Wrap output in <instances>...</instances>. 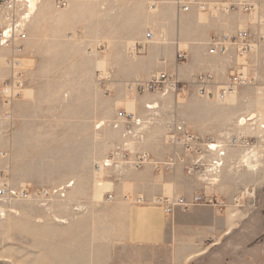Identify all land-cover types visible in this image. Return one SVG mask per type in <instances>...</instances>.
Masks as SVG:
<instances>
[{"label":"rangeland","instance_id":"1","mask_svg":"<svg viewBox=\"0 0 264 264\" xmlns=\"http://www.w3.org/2000/svg\"><path fill=\"white\" fill-rule=\"evenodd\" d=\"M192 10L235 16L227 21L259 38L246 55L235 51L232 72L248 83L233 97L217 93L230 75L215 83L212 95L200 96L193 77L179 73L185 52L176 70L167 71L181 89L136 88L158 72L149 59L152 42L185 49L176 26L184 13L175 0H71L63 8L39 0L21 49L0 46V187L29 194L0 198V264H133L140 252L125 240L126 214L128 203L137 201L127 199L125 182L138 170L102 166L109 154L128 148L163 160L170 154L167 135L178 123L198 134L215 123L236 136L264 139V10ZM147 31L154 34L150 42ZM139 43L145 44L141 51L134 48ZM11 76L21 87L8 98L2 88ZM119 111L141 124L117 119Z\"/></svg>","mask_w":264,"mask_h":264},{"label":"crops","instance_id":"2","mask_svg":"<svg viewBox=\"0 0 264 264\" xmlns=\"http://www.w3.org/2000/svg\"><path fill=\"white\" fill-rule=\"evenodd\" d=\"M233 17L200 16L194 10L180 16L176 26L187 62L179 73L186 80L202 73L210 77L214 86L235 69L234 47L230 45L224 53L211 54L207 45L210 36L239 29L238 21H227ZM166 37L172 39L171 30ZM177 50L172 42L164 46L152 42L148 48L152 70L175 71ZM203 131L201 136L223 144L233 135L242 136L222 131L215 123L211 130ZM251 143V151L256 150L249 156L251 151L245 152L243 146H225L223 165L213 184L196 171L187 170L193 162L192 154L171 145L167 147L168 153L175 152L184 164L162 172L145 167L126 179L131 192L127 199L138 195L144 198L143 203L129 202L127 207L125 240L140 252L134 255L133 264H142L147 256L149 260L143 264H264V139L256 137ZM195 194L214 197L220 204L192 205L185 210L176 207L168 214L152 202L156 196L189 199Z\"/></svg>","mask_w":264,"mask_h":264},{"label":"built area","instance_id":"3","mask_svg":"<svg viewBox=\"0 0 264 264\" xmlns=\"http://www.w3.org/2000/svg\"><path fill=\"white\" fill-rule=\"evenodd\" d=\"M57 8H63L71 0H52ZM39 0H0V15L4 20V25L0 28V46L13 50H20L22 42L27 38L26 24L29 21L33 10ZM176 8L179 13L189 12L193 8L200 11L213 10L216 14L226 13L230 10L241 11L245 14L257 13L264 10V0H236L228 2L220 0L218 2H202L199 0H175ZM264 18L259 21H263ZM154 38L151 31L144 34L145 42H150ZM259 39V38H258ZM258 39L252 37L250 31L246 28L236 30L232 36L222 34L221 36H212L207 42L208 52L211 54L224 53L228 46L233 45L238 56H243L253 50ZM144 43H139L138 51L143 50ZM177 60H184L185 54L180 50L176 53ZM193 82L196 86L197 93L200 96H209L213 94L210 77L206 74L198 73L193 76ZM248 83V80L239 72H232L227 80L217 88L218 96L223 99L228 93H231L239 85ZM20 81L11 76L3 85L2 93L4 96L11 98L20 89ZM136 88L139 90L154 89L158 91H178L179 82L177 79L166 72H157L149 80L138 81ZM117 119L133 123L136 126L141 124L140 118L126 111H119L116 114ZM174 128L167 135V142L172 146H180L186 153L193 155V162L187 170L196 171L207 183H215L218 180L220 170L223 165L225 155V146L240 145L252 150V143L249 138L240 136H231L227 144L220 143L211 137H203L200 134L187 129L183 124H174ZM263 128V127H262ZM104 167L139 170L144 166H150L155 172L170 171L177 164H184V159L179 157L175 152L169 154L163 160L154 159L147 151H133L128 148L117 150L109 154L102 162ZM59 190H62L60 187ZM45 191V190H44ZM38 193L42 194L43 190ZM17 196L27 199L29 194L22 190L15 192L6 187H0V198ZM111 198L112 195L108 194ZM138 203H143L144 198L141 195L136 196ZM153 203L161 206L165 213H172L174 208L179 207L188 209L192 205H218L220 202L214 197H207L202 194H195L191 198L184 197L169 198L165 196H156Z\"/></svg>","mask_w":264,"mask_h":264},{"label":"bare ground","instance_id":"4","mask_svg":"<svg viewBox=\"0 0 264 264\" xmlns=\"http://www.w3.org/2000/svg\"><path fill=\"white\" fill-rule=\"evenodd\" d=\"M233 92H234V91H233ZM233 92L230 93V96H231V97L234 96V93H233ZM253 115H254V114H253ZM255 116H256V114H255ZM250 117H251V116H250ZM252 117H253V116H252ZM246 119H247V118H246ZM240 120H242L243 122H245V118H241ZM240 120H239V121H240ZM243 122H242V123H243ZM239 123H240V122H239ZM99 167H100V166H99Z\"/></svg>","mask_w":264,"mask_h":264}]
</instances>
